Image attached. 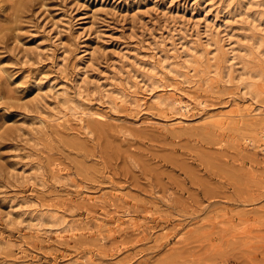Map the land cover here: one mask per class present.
I'll return each mask as SVG.
<instances>
[{
	"label": "rangeland",
	"instance_id": "rangeland-1",
	"mask_svg": "<svg viewBox=\"0 0 264 264\" xmlns=\"http://www.w3.org/2000/svg\"><path fill=\"white\" fill-rule=\"evenodd\" d=\"M260 1L0 0V264H264Z\"/></svg>",
	"mask_w": 264,
	"mask_h": 264
},
{
	"label": "bare ground",
	"instance_id": "bare-ground-1",
	"mask_svg": "<svg viewBox=\"0 0 264 264\" xmlns=\"http://www.w3.org/2000/svg\"><path fill=\"white\" fill-rule=\"evenodd\" d=\"M260 3H261V1H260ZM261 4H262V3H261ZM252 6H253V5H252ZM262 6H264V4H262ZM204 11H205V10H204ZM255 11H256V10H255ZM259 13H260V12H259ZM262 14H264V7H262V13H261V15H262ZM261 15H260V16H261ZM258 16H259V15H258ZM254 20H255V19H254ZM225 21H226V20H225ZM255 21H256V20H255ZM225 24H226V23H225ZM257 39L259 40V38H257ZM260 40H261V39H260ZM260 40H259V41H260ZM261 41H262V40H261ZM244 42H245V41H244ZM257 43H258V42H257ZM260 43H261V42H260ZM260 45H261V44H260ZM247 47H248V46H247ZM251 48H252V47H251ZM253 48H254V47H253ZM248 50H249V49H248ZM250 51H251V50H250ZM251 53H252V52H251ZM181 55H182V54H181ZM180 58H181V57H180ZM227 59H229V58H227ZM258 72H259V71H258ZM259 74H260V73H259ZM246 99H247V98H246ZM242 103H243V102H242ZM245 104H246V103H245ZM180 106H181V108H182L183 110H185V112L189 110L188 105L185 104V103H181ZM183 110H182V111H183ZM248 110H250V111H255L254 107H253V108H249V107H247L244 111H245V112H248ZM171 120H172V119H171ZM175 121H176V120H175ZM178 122L181 123L182 121H181V122H180V121H177L176 123H178ZM22 223H23V222H22Z\"/></svg>",
	"mask_w": 264,
	"mask_h": 264
}]
</instances>
